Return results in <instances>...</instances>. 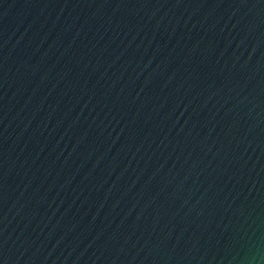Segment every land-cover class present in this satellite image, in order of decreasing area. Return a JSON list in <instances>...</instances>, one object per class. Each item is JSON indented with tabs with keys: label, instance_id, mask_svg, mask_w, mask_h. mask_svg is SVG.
<instances>
[{
	"label": "water",
	"instance_id": "obj_1",
	"mask_svg": "<svg viewBox=\"0 0 264 264\" xmlns=\"http://www.w3.org/2000/svg\"><path fill=\"white\" fill-rule=\"evenodd\" d=\"M0 264H264V0H0Z\"/></svg>",
	"mask_w": 264,
	"mask_h": 264
}]
</instances>
